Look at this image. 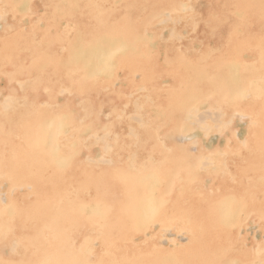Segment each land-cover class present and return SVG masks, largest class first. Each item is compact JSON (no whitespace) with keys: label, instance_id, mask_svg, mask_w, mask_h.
Wrapping results in <instances>:
<instances>
[{"label":"bare ground","instance_id":"obj_1","mask_svg":"<svg viewBox=\"0 0 264 264\" xmlns=\"http://www.w3.org/2000/svg\"><path fill=\"white\" fill-rule=\"evenodd\" d=\"M262 32L264 0H0V264H258Z\"/></svg>","mask_w":264,"mask_h":264},{"label":"snow or ice","instance_id":"obj_2","mask_svg":"<svg viewBox=\"0 0 264 264\" xmlns=\"http://www.w3.org/2000/svg\"><path fill=\"white\" fill-rule=\"evenodd\" d=\"M188 11H192L191 6H185ZM186 22L188 23H201L204 24L208 28H217L221 24H223L224 17L221 16L219 13L216 12H210L206 17L197 16L195 14L190 15L185 18ZM240 23L239 21L237 22ZM262 36H264V32H262ZM262 103H264V89H262L261 97H260ZM139 105L136 106V112H134V115H137L139 113ZM121 119H123L121 117ZM113 135H115V132L113 131V128L109 126L105 129V136L107 138H111ZM119 140V137H117V141ZM261 175H262V194H264V159H262L261 164ZM231 204L233 209L236 208H243L248 205V199H247V191H243L239 194V196L231 198ZM261 218L264 220V198L261 200ZM234 222V212L231 215H225L222 217V223L227 226ZM20 264H52V262L49 261H40V262H33V261H23L20 262ZM81 264H93V262L86 261L81 262ZM219 264H232V262L228 260H224L219 262ZM241 264H256L255 261H242ZM258 264H264V244L261 246V259L258 262Z\"/></svg>","mask_w":264,"mask_h":264},{"label":"rangeland","instance_id":"obj_3","mask_svg":"<svg viewBox=\"0 0 264 264\" xmlns=\"http://www.w3.org/2000/svg\"><path fill=\"white\" fill-rule=\"evenodd\" d=\"M218 140H219V136L218 135H214V136L211 137V141L214 142V143L217 142ZM98 143L95 144V145L97 146V149H100V145L101 144H100V142H98ZM248 229H249L250 232H253V231H255L256 228L254 226H251ZM181 235H183V237L185 236L184 234H181Z\"/></svg>","mask_w":264,"mask_h":264}]
</instances>
